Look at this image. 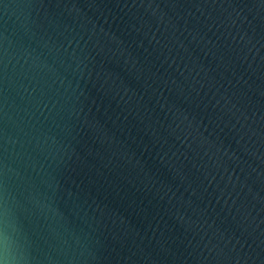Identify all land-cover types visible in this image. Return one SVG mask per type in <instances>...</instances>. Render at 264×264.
<instances>
[{
	"label": "water",
	"instance_id": "95a60500",
	"mask_svg": "<svg viewBox=\"0 0 264 264\" xmlns=\"http://www.w3.org/2000/svg\"><path fill=\"white\" fill-rule=\"evenodd\" d=\"M0 229L26 264H264V0H0Z\"/></svg>",
	"mask_w": 264,
	"mask_h": 264
},
{
	"label": "clouds",
	"instance_id": "9594fccd",
	"mask_svg": "<svg viewBox=\"0 0 264 264\" xmlns=\"http://www.w3.org/2000/svg\"><path fill=\"white\" fill-rule=\"evenodd\" d=\"M0 264H26V260L12 247L9 237L0 229Z\"/></svg>",
	"mask_w": 264,
	"mask_h": 264
}]
</instances>
